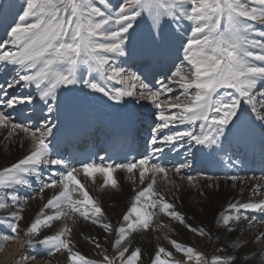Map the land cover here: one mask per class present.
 <instances>
[{"label":"snow or ice","instance_id":"obj_1","mask_svg":"<svg viewBox=\"0 0 264 264\" xmlns=\"http://www.w3.org/2000/svg\"><path fill=\"white\" fill-rule=\"evenodd\" d=\"M98 4L103 8L97 6V0H24L22 14L18 15V22L8 33L9 39L0 44V66H4L5 71L8 65L20 69L12 80L0 84V128L9 130L6 139L23 133L31 144L22 159L0 169V210L9 207L15 209L9 213L8 231L0 233V249L4 247L2 242L18 239L19 222L24 219V205L28 199L35 198L20 197L8 190L14 186L31 187L29 178L36 177L39 180L42 167L65 165L64 160L51 158L48 141L54 126L43 125L33 129L14 122L3 110L31 104L34 97L9 96L6 88L34 85L40 94L39 99L47 105L49 114L55 110L57 90L78 83L102 93L117 104L126 97L148 100L160 110L157 119L161 123L158 129L153 130L154 133L177 123L195 125L199 122V133L189 130L159 137L154 134L150 141L153 154L162 153L165 146L175 145L185 138L190 145L212 147L219 144L226 130L239 127L245 105L264 127V30H258L252 23L264 25V0H122L115 7L110 0H98ZM144 13L152 18L157 27V33L152 35L151 43L143 53L145 57L154 56L166 39L161 23L164 18L174 21L186 19L191 25L190 34L186 42L182 43L183 62L189 67L185 70L182 63L171 73L168 83H162L158 90H153L140 76L128 73L114 63L115 58L130 54L128 45L131 43V32ZM5 45L10 48L6 50ZM81 68L87 69L89 76L96 73L99 79H82ZM112 81L127 86L109 88L107 82ZM173 84L183 90L181 95L161 100L166 93H173L170 86ZM171 109L178 111L173 112ZM20 146L23 147L22 142ZM189 167L190 164L184 163L168 169L154 163L149 155L127 163H82L80 167L53 173L59 178L42 182L38 194L43 199L42 194L46 189L59 191L47 200L24 231V235L29 238L26 244L30 247L34 243L46 246L48 256L64 250L68 253L70 264H94L80 252L74 251L70 239L72 229L67 224L60 231L39 238L42 229L51 228L53 221L65 217L71 219L70 214H78L109 234L115 233L112 243L115 255H105L103 264H116L117 260L120 264H137L142 258L140 248H135L126 257V253H129V238L137 231H147L157 211L185 225L193 233L210 236L211 233L203 227L188 224L185 215L177 211L175 204L169 202L155 187L158 176L168 183H174L168 180V173L174 171L179 175L182 169ZM118 169L132 177L138 175L141 185L146 179L149 182L136 193L122 222L114 228L80 177L95 182L96 175L100 174L103 177L101 188L116 190L119 181L113 173ZM180 178L196 186L193 176ZM226 179L240 180L237 176ZM77 191L82 194V199H73V193ZM252 192L253 196L260 195L261 186L257 185ZM45 209L55 211L47 214ZM249 211L264 214V198L237 200L219 214L216 222L226 231L235 232L245 222L251 226L257 219L245 214ZM33 237L38 239L34 241ZM254 239L264 241V232ZM92 242L97 248L102 247L98 241L92 239ZM170 242L177 252L183 253L187 261L195 259L200 264L203 259V264H209L203 254L191 246H183L176 240ZM243 243H237L236 247H242ZM162 253L172 256L164 247H158L151 258L152 264H168L162 259ZM237 259L236 255H229L226 259L214 256L210 264H235ZM260 264H264V261H260Z\"/></svg>","mask_w":264,"mask_h":264},{"label":"bare ground","instance_id":"obj_2","mask_svg":"<svg viewBox=\"0 0 264 264\" xmlns=\"http://www.w3.org/2000/svg\"><path fill=\"white\" fill-rule=\"evenodd\" d=\"M110 2L111 5L115 7L117 4L121 3L122 0H110ZM23 3L24 0H0V28H4L0 31H2V34L3 31H5L3 43L9 39L7 29H10L11 31V28L15 26L16 22H18V15L20 14V8ZM97 6L103 8V6L98 3ZM138 21L139 23L135 25L134 30L131 32L132 42L130 43L131 48L137 45L138 50L137 52H130V55L137 53L139 59L142 60L144 58L143 53L146 47L151 43L152 35L157 33V27L147 13H144L138 18ZM173 21L174 20L169 18H164L162 20L161 23L166 39L156 50V54L151 58H158V56L161 57L164 55L165 51H167L169 53L167 56L174 58L178 55L180 60L183 61L182 43L190 34L191 25L188 21H186L188 24H185L184 19H182V21L180 20V24H173ZM146 23L148 25H145ZM252 23L255 24L257 29L264 30V25L258 22ZM157 39H159V36H157ZM5 46L10 48L9 45ZM162 59H165V57ZM133 60L136 61L134 58L128 59L126 57H120L115 58L114 63L118 67H128L130 61ZM183 66L185 67V65ZM13 67H15V69ZM3 68L4 66H0V84H4L7 78V73L4 72L5 68ZM7 70L15 76L16 72L20 71L17 66L12 65H8ZM185 70H187V68ZM147 71V69L146 71H143L141 79H146ZM80 76L85 80L91 78L99 79L96 73H92V75L89 76L88 71L85 68H81ZM107 86L109 88H116L126 87L127 85L116 84L112 81L107 82ZM172 88L173 93H166L161 97V100L181 95L183 90L177 85L173 84ZM14 90L19 91L15 96L29 95L30 92H32L34 100L31 104L18 105L14 109L5 108L4 111L9 115V112L11 111L21 113L26 110V119L27 121H30V123L24 125L29 127L33 126V122L38 118L43 120L41 121V127L43 125H48L49 127L54 126L53 134L49 137V143L56 142L57 137L63 138L65 131L58 132L55 128L63 129L71 120L77 122L80 130H86L103 124L105 119H108L106 102L111 100L103 96L102 93L94 92L87 88L83 83L59 88L57 90V99L54 102L55 110L51 114L47 112V105L39 99L40 94L34 85L31 87L17 86L15 89L6 88L9 96H11V93H13ZM181 98L183 99V96H181ZM83 100H86V103H84ZM133 101H136V103H133ZM148 103L154 107L150 109L156 110L157 114H159L160 110L157 109L154 104L148 100H139L138 97H126L123 102L116 104L121 113L128 118L129 122H132L138 117L144 116L141 113V111H143L142 106L148 107ZM170 111L175 112L178 110L171 109ZM251 115L255 125L259 128V132L261 133L263 128L261 122L255 119L253 113H251ZM11 117L13 121L16 122L15 115ZM157 121L158 124L161 123L158 119ZM238 125V128L234 127L232 130H226L224 137H221L220 139L219 146L227 148L230 144H233L234 140L237 141V143H240L246 141L248 138L254 137V133L250 127L251 120L245 121L244 118L241 117ZM166 129H172L174 131L173 133L189 130L192 131V129L200 130L199 122L195 125L177 123L175 125H170L168 128L160 129V132L164 133L162 131ZM8 131V129L0 128V169L22 159L31 147L30 141L23 133H20L18 136L13 135L6 139ZM261 140L264 141L263 139ZM21 142L23 143V147L20 146ZM179 143L180 146L190 145L187 138L179 141ZM197 147L199 152H197V155L191 157V167H193L198 161V163L204 162L208 157V147L196 145V148ZM44 168L45 167H42L41 170ZM189 169L190 168H188V172L190 171ZM113 175L119 181V188L116 190H113L110 187L102 189L101 185L103 183V177L100 174L96 175L95 182H92L90 178H84L82 176L80 178L89 194L100 204L107 221H109L115 228L122 222V217L130 208L136 193L141 190V188L146 187L149 181L146 179L144 185H141L138 181V175L137 177H132L131 174L119 169L116 170ZM181 176L187 177V172L181 171V173L177 175L174 171H170L168 173V180H171L174 183H168L162 176H158L157 184L155 186L156 190L161 192L169 202L175 204L176 210L185 215L188 224H191L193 227H203L210 232L211 235L200 236L193 233L189 231L185 225H181L163 213L157 211V215L153 217L152 224L147 231H137L130 236L128 242L129 253H126V257L135 248H140L142 258L140 261H137V264H152L151 258L154 257L155 251L158 247H164L168 252L172 253L171 257H168L163 253L161 254L162 259L168 261V264H177V262H181L182 264H197L195 259L187 261L182 252H177L173 248L170 241L176 240L183 246H191L196 252L203 254L204 258L213 250L214 255L222 256L225 259L229 255H236L238 259L235 264H260V261H264V245L259 243L260 241L254 239V237L258 236L261 232H264V224L255 220L253 224L249 226L245 222L242 226L238 227L235 232H228L216 222L219 214L225 212V210L228 209L229 204L234 203L237 200L247 201L249 199L259 200L264 198V178L260 180L255 178L240 179L238 181L206 180L204 177L208 176L195 174L194 178H196V186L193 187L186 179L182 180L180 178ZM29 179H32L33 182H37L39 188L41 187V182L36 177H30ZM208 185L213 186L209 187ZM257 185L261 186V194L253 196L252 190ZM8 191H14L20 197H26V195L30 194L31 197L35 198L28 199V203L24 205V212L22 213L24 219L19 222L18 239L14 240L15 242L12 241V243L8 242L7 244H4L3 249H0V255L3 253L2 255L5 257L10 256L11 259L15 258L14 260H16L19 250L22 249L21 252L23 251L25 256L27 253L29 254L24 259L20 258L22 260L29 259L24 264H40L38 260L36 261L40 256L48 259L52 264H70L67 259L68 253L66 251L62 250L53 256H48V249H41V247L46 246L34 243V246L30 247L26 244V241L29 238L24 235V231L28 227L29 222L40 212L47 200L59 191V189H46L42 194L43 199L40 198L38 191L27 186H14L13 189H9ZM201 193L204 194L201 195ZM73 199H82V194L79 191L74 192ZM153 199H155V197H153ZM14 210L15 209L12 207L0 210L1 229H8L7 221L9 219V213ZM54 211V209H45L47 214H52ZM245 214L250 218L252 216H255L257 219L264 218V214L259 212L249 211ZM70 215L72 216L71 219L65 217L59 221H53L51 228L42 229L39 238L42 239L45 235L54 234L60 231L65 224H67L72 229L70 239L73 249L89 245L99 253L98 258L95 260L97 262H103V257L105 255L109 257L115 255V250L112 248L115 233L109 234L105 232L104 229L98 225L91 224L89 221H85L78 214ZM90 238L98 241L102 246V249L99 248V251L96 250V247L92 246V239ZM35 239L38 238L33 237L34 241ZM240 242H244L243 246L237 248L236 244ZM110 251L113 255H110ZM32 253H40V256H35V259L31 258L30 260L29 256L33 257ZM245 257H247V259H244ZM1 258H3V256H0V259ZM0 264L11 263H9L8 260H4L0 261ZM200 264H203L202 260Z\"/></svg>","mask_w":264,"mask_h":264},{"label":"rangeland","instance_id":"obj_3","mask_svg":"<svg viewBox=\"0 0 264 264\" xmlns=\"http://www.w3.org/2000/svg\"><path fill=\"white\" fill-rule=\"evenodd\" d=\"M97 3H98V0H97ZM24 4V3H23ZM23 6V5H22ZM22 6H21V8H20V14H22ZM181 21H182V19H180ZM180 20H176V21H173V24L175 23V24H180L181 23V21ZM187 20L186 19H184V23L185 24H188L187 22H186ZM138 23H139V21H138ZM137 23V24H138ZM145 25H148L147 23L145 24ZM150 26V25H149ZM8 30V29H7ZM259 30V29H258ZM185 41H186V39H185ZM184 41V42H185ZM132 42V41H131ZM5 48L7 49L8 47L7 46H5ZM130 48V44L128 45V49ZM131 49V48H130ZM137 49H138V47H137ZM131 52V51H130ZM129 52V53H130ZM182 54H183V52H182ZM182 63H183V61H182ZM183 65H185V69L186 68H188L189 66L186 64V62H184L183 63ZM258 107H259V105H257ZM31 222V221H30ZM29 222V223H30ZM4 231L5 232H7L8 231V229H4ZM26 237V236H25ZM87 240H89V239H87ZM13 242H15L14 240H12ZM12 241H6V242H4L3 244H7L8 242H11L12 243ZM259 243H261V244H263L264 245V241H260ZM92 244V246L93 247H96V245L92 242L91 243ZM100 249H102V247H100ZM99 248H97L96 247V250H100ZM21 250L22 249H20L19 250V253L17 254V257H16V260H14L15 258H10V256L9 257H5L4 255H0V256H3V258H1L0 259V261H4V260H8L9 261V263H11V264H19V263H26L27 262V260H29V259H27V260H22V259H24L27 255H28V253H27V255L25 256L24 255V252L22 251L21 252ZM26 250V249H25ZM74 250L75 251H78V252H80L82 255H84L86 258H88V259H90V260H92L93 262H94V264H103V262H97V261H95L97 258H98V256H99V253H97L96 251H95V249L94 248H92V247H90L89 245H87V246H81L80 248H74ZM33 254V257H35V255L36 254H34V253H32ZM110 255H113L112 253H111V251H110ZM37 256V255H36ZM214 256H216V255H214V253H213V250L211 251V252H209V254L205 257L208 261H209V264H210V261H211V258L212 257H214ZM20 258H22V259H20ZM31 258L32 257H30V260H31ZM43 259H45L44 257H43ZM21 260H22V262H21ZM39 261V263L40 264H52V262L51 261H49L48 259H46V260H39V259H36V261ZM165 260V259H164ZM119 260H117L116 261V264H120V262H118ZM202 261H203V259H202ZM17 262V263H16ZM168 262V261H167ZM180 264H182L181 262H180Z\"/></svg>","mask_w":264,"mask_h":264}]
</instances>
